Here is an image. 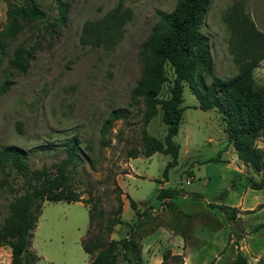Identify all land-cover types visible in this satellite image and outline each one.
Wrapping results in <instances>:
<instances>
[{
    "label": "rangeland",
    "instance_id": "rangeland-1",
    "mask_svg": "<svg viewBox=\"0 0 264 264\" xmlns=\"http://www.w3.org/2000/svg\"><path fill=\"white\" fill-rule=\"evenodd\" d=\"M13 1L35 2L46 12L49 22L57 14L55 0ZM60 1L68 4L63 24L48 29L45 21H24L20 31L8 38L2 36L7 20L6 4L0 0V42L4 45L3 53L0 48V84L11 82L7 91L0 94V151L6 146L19 147L32 173L43 168L53 172L56 163L66 157L63 144L70 137L76 136L81 154L70 172V183L86 204L43 202L31 238V248L39 256L35 264L88 262L80 241H95L99 228L95 217L86 231L88 209L100 211V218L105 220L114 214L118 195L126 200V193L141 209L149 206L144 209L149 213L151 206H159L157 190L161 186L181 191L175 203L190 206L200 214H208L203 209L205 203L184 195L195 192L213 203L227 204L230 194L226 185L222 186L218 168L233 155L240 159L243 169L242 177L235 179L234 184L259 186L252 189L260 190L262 199L257 203L255 197L248 195L250 208L229 221V247L219 261L211 264H231L237 252L243 254L246 264H264V226L260 227L264 224V127L243 136L236 145L226 131L221 112L198 108L185 83L183 114L173 137L179 145V155L176 164L168 167L166 180L162 172L171 161L170 155L143 154L141 131L163 139L166 125L159 105L156 114L146 121L142 98L131 99L130 90L141 72L140 45L158 21L157 11H170L176 0ZM243 17L264 35V0H211L207 8L201 31L208 40L215 77L229 79L249 60L238 53L228 21ZM101 26L111 28L101 30ZM98 34L105 38L97 41L94 38ZM28 46L33 49L31 59L25 71L18 73L10 59ZM165 72L168 81L161 87V98L168 97L173 78L168 64ZM203 79L209 84L208 76ZM245 86L258 94L264 91V58L233 88L219 93L225 108L231 106ZM115 108H127V116L114 120L101 134L103 120ZM189 175L192 182L187 184ZM204 182L208 184L205 186ZM24 190L20 174L8 166L0 167V224L11 201ZM121 217L124 223L115 226L109 237L123 236L128 230L126 224L135 220L129 202ZM194 227L205 253L214 233L201 222ZM0 264H10V248L6 245H0ZM168 264L181 263L168 257Z\"/></svg>",
    "mask_w": 264,
    "mask_h": 264
},
{
    "label": "trees",
    "instance_id": "trees-1",
    "mask_svg": "<svg viewBox=\"0 0 264 264\" xmlns=\"http://www.w3.org/2000/svg\"><path fill=\"white\" fill-rule=\"evenodd\" d=\"M55 1L57 14L53 17V22H49L46 12L33 1L18 3L4 0L7 29L2 36L13 38L20 31L21 22L24 21H45L47 23L45 28L48 29L63 24L66 20L68 4L60 0ZM210 2L211 0H176L170 11H157L158 21L140 45L141 72L130 90V98H142L145 106L143 117L146 121L156 114V107L160 106L162 122L166 125L163 139L142 130L141 140L144 156L148 157L155 152L170 155L171 161L167 162L162 172L165 179H167L168 167L176 164L179 153V145L174 142L173 137L178 133L183 114L184 108L181 103L185 83L195 96L198 108L201 110L216 108L221 112L226 131L236 145L243 136L264 127V91L258 94L249 86H245L238 92L237 98L229 108H225L224 102L219 98V93L233 88L243 76L251 73L260 59L264 58V35L256 31L245 17L237 21L229 18L238 53L247 56L249 60L233 77L229 79L215 77L212 74L213 63L208 40L201 31L203 17ZM110 28L101 26L100 29ZM104 38L103 34H98L94 39L99 41ZM3 47V43L0 42L1 53ZM32 52V47L28 46L13 54L10 62L16 72L25 71ZM166 64L171 67L173 78L169 82L168 97L161 98V87L168 81ZM204 75L210 78L209 84H205ZM10 85L9 80L0 84V94L7 91ZM127 114V108L112 109L103 120L100 133L103 134L114 120L122 119ZM63 145L66 146V157L56 163L53 172L43 168L39 173L35 171L32 173L22 156L21 149L17 146H6L0 151V167L13 168L23 177L25 183L24 192L14 197L8 213L0 224V245L10 248V264H35L39 260V256L31 248V238L44 201L67 203L81 201L86 204L70 183V172L77 166L81 155L76 136L68 138ZM240 150L238 148L239 157L242 154ZM257 187L259 186H251V188ZM179 193L180 191L174 188H159L157 198L170 199ZM125 196L136 218L131 225L126 224L128 230L119 238L109 237V233L114 232L115 226L124 223L121 217L122 199L119 195L114 214L105 220L100 218V211L93 212L88 209L89 222L86 231L89 232L95 217L99 228L95 241L86 238L80 241L83 251L89 257L87 264H116L119 259L125 260L127 264H144L140 240L158 221L150 216L147 210L138 211L136 202L128 195ZM166 204L170 207L174 203L166 202ZM208 206L221 211L228 221H233L239 213L236 207L224 204L208 203ZM261 226L264 224H260ZM168 257L184 264L181 255H171L167 251L163 254L162 264H168ZM231 264H246V259L241 252H237Z\"/></svg>",
    "mask_w": 264,
    "mask_h": 264
},
{
    "label": "crops",
    "instance_id": "crops-1",
    "mask_svg": "<svg viewBox=\"0 0 264 264\" xmlns=\"http://www.w3.org/2000/svg\"><path fill=\"white\" fill-rule=\"evenodd\" d=\"M228 158L227 160L225 159V165L218 168L222 186L226 185L230 194L228 198L229 202L224 205L236 207L239 212L241 210L246 211L250 208L248 205V195L255 197L258 203L262 199V193L260 190L252 189L244 184H234L235 179L242 177V163L237 156L233 155ZM188 178H190V182H192V176L189 175ZM207 184V182H204L205 186ZM159 188L165 187L161 186ZM167 188L171 189L170 187ZM125 195L127 194L125 193ZM178 195H180V193L170 199H159V206H151L153 208L149 215L156 218L158 222L152 229L147 231L140 240L143 263L162 264L163 254L166 251L171 255H181L184 264H208L210 262L219 261L223 257L225 250L229 247V221L221 211L208 206V203L213 202L205 199L204 195L201 194V196L198 195V193L189 192L184 195V197L186 199L190 197L191 199L200 198L205 203L206 206H203V209H205L208 214H200L190 206H179L174 201ZM166 202H173L174 204L168 207ZM126 203H128V199H122V210H124ZM145 207L141 209L137 205V209L140 212H142ZM133 222V220L129 221L130 224ZM196 222L205 224L207 227L206 229L214 233L210 244L211 246L205 253L200 249V244L203 242L195 230L196 227L194 226ZM223 232H225L224 235ZM116 264H127V262L123 259H119Z\"/></svg>",
    "mask_w": 264,
    "mask_h": 264
},
{
    "label": "built area",
    "instance_id": "built-area-1",
    "mask_svg": "<svg viewBox=\"0 0 264 264\" xmlns=\"http://www.w3.org/2000/svg\"><path fill=\"white\" fill-rule=\"evenodd\" d=\"M190 182V178H187L186 179V183L188 184Z\"/></svg>",
    "mask_w": 264,
    "mask_h": 264
}]
</instances>
